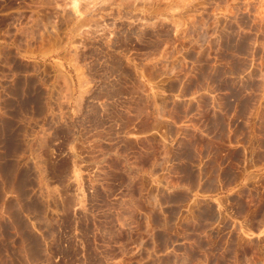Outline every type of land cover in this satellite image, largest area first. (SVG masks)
<instances>
[{"label": "rangeland", "instance_id": "rangeland-1", "mask_svg": "<svg viewBox=\"0 0 264 264\" xmlns=\"http://www.w3.org/2000/svg\"><path fill=\"white\" fill-rule=\"evenodd\" d=\"M37 1L0 0V264H264V126L249 150L229 145L230 116L160 134V154H212L226 180L180 169L188 180L159 182L153 203L134 166L106 175L101 159L110 136L135 147L119 133L139 69L264 93V0Z\"/></svg>", "mask_w": 264, "mask_h": 264}, {"label": "crops", "instance_id": "crops-1", "mask_svg": "<svg viewBox=\"0 0 264 264\" xmlns=\"http://www.w3.org/2000/svg\"><path fill=\"white\" fill-rule=\"evenodd\" d=\"M139 70L133 79V88L127 90L126 119L119 133L120 139L133 140L135 147L124 149L120 145L116 146L111 143L110 136V143H104L102 147L105 174H108L106 170H110L116 160L124 162L127 169L134 166L136 176L146 182L149 188L143 197L151 203L158 198L159 182L188 180L180 177L184 174L180 169L192 173V180L197 182L226 180L219 177L223 173L220 169H209L210 164L206 159L213 157L212 154L199 152L197 161L193 162L176 161L175 154L169 156V152L160 154L159 135L174 133L175 127H183L182 132H186L185 128L190 127L187 121L194 114L200 117L207 113L213 119L212 125L218 119L220 126L223 125V117L230 116L231 122L226 123V127L230 126L227 131L230 134L229 145L236 150H249L253 143L250 135L258 127L264 126V93H218L217 87L213 85L209 88L205 85L195 86L186 80L175 83L168 78V73L166 79H160L163 73L149 76L148 72L141 70L140 74ZM71 101L75 102L74 95ZM239 128L243 129L242 133L246 136L241 135ZM76 148H79L78 133ZM168 148L165 149L169 151ZM86 150L88 157L84 163L88 168H94V162L97 161L95 144L88 142ZM160 167L166 169L160 172Z\"/></svg>", "mask_w": 264, "mask_h": 264}, {"label": "bare ground", "instance_id": "bare-ground-1", "mask_svg": "<svg viewBox=\"0 0 264 264\" xmlns=\"http://www.w3.org/2000/svg\"><path fill=\"white\" fill-rule=\"evenodd\" d=\"M32 1H33V0H32ZM35 1H36V0H35ZM38 1H39V0H38ZM38 1H37V2H38ZM43 1H44V0H43ZM47 1H48V0H47ZM52 1H53V0H52ZM48 2H49V1H48ZM43 3H45V2H43ZM49 3H51V2H49ZM51 4H52V3H51ZM39 5L41 6L40 3H39ZM44 6H45V5H44ZM47 6H48V5H47ZM42 7H43V4H42ZM45 7H46V6H45ZM49 7H51V5H50ZM49 7H48V8H49ZM55 7H56V6H55ZM37 8H38V7H37ZM40 8H41V7H40ZM51 8H52V7H51ZM38 9H39V8H38ZM32 10H33V9H32ZM40 11H41V10H40ZM61 12H62V11H61ZM57 13H58V12H57ZM50 14H51V13H50ZM55 14H56V13H55ZM65 14H66V13H65ZM70 14H71V13H70ZM56 15H57V14H56ZM65 16H66V15H64V16L62 15V17H64V18H65ZM45 17H46V16H45ZM47 18H48V17H47ZM58 18H61V17L58 16ZM64 18H63V19H64ZM66 18H67V16H66ZM49 19H50V18H49ZM68 19H69V18H68ZM72 19H73V18H72ZM36 21H37V19H36ZM63 21H64V20H63ZM34 22H35V20H34ZM64 22H65V21H64ZM66 22H67V21H66ZM35 24H37V23H35ZM67 24H68V23H67ZM14 39H16V38H14ZM14 41H15V40H14ZM15 44H16V43H15ZM16 46H17V45H16ZM1 48L3 49V47H1ZM4 48H5V47H4ZM6 48H7V47H6ZM6 50H8V49H6ZM6 50H2V51L0 52V57H1L2 55H3V56H6V55H7V56L10 57L9 54H11V53H10V52H11V51H10L11 49H9L8 52H7ZM5 51H6L7 53H6ZM9 57H8V58H9ZM4 60H5V59H4ZM4 60H3V61H4ZM3 61H1V62H3ZM22 67H23V66H22ZM23 68H24V67H23ZM21 69H22V68H21ZM13 74H14V73H13ZM2 76H4V75H2ZM24 77H25V76H24ZM0 79H1V78H0ZM21 80H22L23 83H26V82L28 81L27 79H21ZM30 80H31V79H30ZM0 81H1V80H0ZM0 84H1V83H0ZM24 86H25V85H24ZM22 87H23V86H22ZM22 87H21V88H22ZM21 90H23V89H21ZM23 91H24V90H23ZM23 91H22V92H23ZM2 93H3V92H2ZM2 93H1V94H2ZM11 93H12V91H11ZM13 93H14V92H13ZM18 93H19V92H18ZM23 93H24V92H23ZM28 93H29V92H28ZM24 94L27 95L26 93H24ZM16 95H17V94H16ZM6 97H7V96H6ZM40 97H41V96H40ZM38 100H39V99H38ZM2 101H3V100H2ZM3 104H4V103H3ZM7 106H8V105H7ZM7 106H6V107H7ZM8 107H9V106H8ZM8 107H7V108H8ZM21 107H22V106H21ZM50 107H51V106H50ZM23 108H24V107H23ZM23 108H22V110H23ZM9 110H10V109H9ZM10 111H11V110H10ZM3 112H4V111H3ZM3 112H2V113H3ZM6 112H7V111H6ZM22 112H23V111H22ZM12 115H13V114H12ZM12 117H13V116H12ZM20 118H21V117H20ZM25 118H26V117H25ZM18 120H19V119H18ZM20 120H21V119H20ZM24 120H25V119H24ZM21 121H22V120H21ZM5 122H6V121H5ZM10 122H11V121H10ZM15 122H16V121H15ZM27 122H28V121H27ZM1 123H2V122H1ZM8 123H9V122H8ZM2 124H3V123H2ZM4 124H5V123H4ZM6 125L8 126L7 122H6ZM12 125H13V124H12ZM27 125H28V124H27ZM7 126H6V128H8ZM10 126H11V125H10ZM4 127H5V126H4ZM21 127H22V126H21ZM24 127H25V126H24ZM2 128H3V127H2ZM12 128H13V127H12ZM14 129H15V128H14ZM25 129H26V128H25ZM1 130H2V129H1ZM10 130H11V129H10ZM10 130H9V131H10ZM12 130H13V129H12ZM12 130H11V131H12ZM2 131H4V130H2ZM9 131H8V133H9ZM13 131H14V130H13ZM21 131H23V130H21ZM5 132H6V131H5ZM15 132H16V131H14L13 133L16 134ZM0 133H1V131H0ZM8 133H6V134H8ZM20 133H21V132H20ZM26 133H27V132H26ZM54 133H55V132H54ZM6 134H5V135H6ZM14 134H13V135H14ZM3 135H4V134H3ZM23 135H25V134H23ZM6 136H7V135H6ZM12 137H13V136H12ZM12 137H10V138H12ZM22 137H23V136H22ZM5 138H6V137H5ZM40 138H41V137H40ZM12 139H13V140L11 141V145H10V147H9L8 149H10V150H12V151H13V150H16V151H17L18 149H21V148L24 147L23 145L17 143V140L15 141L14 138H12ZM22 139H23V138H22ZM24 139H25V138H24ZM18 140H19V139H18ZM41 140H42V139H41ZM44 140H45V139H44ZM5 141H6V140H5ZM25 141H26V139H25ZM27 141H28V140H27ZM39 142H40V141H39ZM21 143H22V142H21ZM22 144H23V143H22ZM26 144H27V142H26ZM37 144H38V143H37ZM27 145H28V144H27ZM8 146H9V144H8ZM42 146H43V145H42ZM5 147H7V146H5ZM27 148H28V147H27ZM44 148H45V147H44ZM30 150H31V149H30ZM23 151H24V150H23Z\"/></svg>", "mask_w": 264, "mask_h": 264}]
</instances>
